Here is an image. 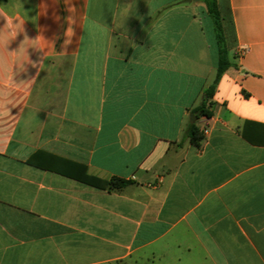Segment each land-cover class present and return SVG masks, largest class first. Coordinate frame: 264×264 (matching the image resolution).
<instances>
[{
	"label": "crops",
	"instance_id": "crops-1",
	"mask_svg": "<svg viewBox=\"0 0 264 264\" xmlns=\"http://www.w3.org/2000/svg\"><path fill=\"white\" fill-rule=\"evenodd\" d=\"M218 5L207 118L202 0H0V264H264V0Z\"/></svg>",
	"mask_w": 264,
	"mask_h": 264
},
{
	"label": "trees",
	"instance_id": "trees-1",
	"mask_svg": "<svg viewBox=\"0 0 264 264\" xmlns=\"http://www.w3.org/2000/svg\"><path fill=\"white\" fill-rule=\"evenodd\" d=\"M205 2L207 5L208 14L212 17L214 23L215 40L218 51L217 72L213 84L205 90V100L197 109L194 110V114L197 117L203 115L204 117L210 118L212 116V113L209 110L210 106L208 105V102L214 96L217 86L224 73L231 67H233L234 64L231 62L229 57L227 38L223 26V17L219 9L218 0H205ZM187 135L191 143L198 147L201 146L202 142L205 139L204 133L199 130L195 123L191 124V126L189 127ZM86 181L89 185H94L102 189H106L108 187L110 189L122 188L129 184L128 181L118 178H114L109 182H104L103 184L95 183V181H93L90 177H88Z\"/></svg>",
	"mask_w": 264,
	"mask_h": 264
},
{
	"label": "rangeland",
	"instance_id": "rangeland-1",
	"mask_svg": "<svg viewBox=\"0 0 264 264\" xmlns=\"http://www.w3.org/2000/svg\"><path fill=\"white\" fill-rule=\"evenodd\" d=\"M202 2L206 5L205 0H202ZM206 7H207V5H206ZM209 19H210V22H213V19H212V17L210 15H209ZM214 35H215V32H214Z\"/></svg>",
	"mask_w": 264,
	"mask_h": 264
},
{
	"label": "built area",
	"instance_id": "built-area-1",
	"mask_svg": "<svg viewBox=\"0 0 264 264\" xmlns=\"http://www.w3.org/2000/svg\"><path fill=\"white\" fill-rule=\"evenodd\" d=\"M207 133V130H204V134H206Z\"/></svg>",
	"mask_w": 264,
	"mask_h": 264
},
{
	"label": "clouds",
	"instance_id": "clouds-1",
	"mask_svg": "<svg viewBox=\"0 0 264 264\" xmlns=\"http://www.w3.org/2000/svg\"><path fill=\"white\" fill-rule=\"evenodd\" d=\"M7 19H9V22H10V18H7Z\"/></svg>",
	"mask_w": 264,
	"mask_h": 264
},
{
	"label": "water",
	"instance_id": "water-1",
	"mask_svg": "<svg viewBox=\"0 0 264 264\" xmlns=\"http://www.w3.org/2000/svg\"><path fill=\"white\" fill-rule=\"evenodd\" d=\"M189 1H191V0H189Z\"/></svg>",
	"mask_w": 264,
	"mask_h": 264
}]
</instances>
